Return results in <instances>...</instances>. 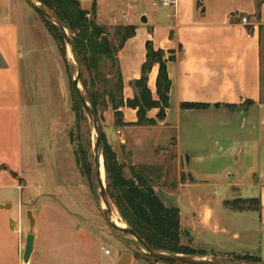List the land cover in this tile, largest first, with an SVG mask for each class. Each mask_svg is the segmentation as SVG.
<instances>
[{"label": "crops", "instance_id": "crops-1", "mask_svg": "<svg viewBox=\"0 0 264 264\" xmlns=\"http://www.w3.org/2000/svg\"><path fill=\"white\" fill-rule=\"evenodd\" d=\"M80 2L96 4L101 22L108 13L112 22L136 27L118 51L125 100L137 93L133 82L141 78L147 42L166 52L171 88L165 117L159 119L160 108H152L147 116L157 119L156 125L118 126V131L127 134L132 148L175 150L174 185L155 187L167 205L180 210L182 243L189 237L192 248L206 253L254 256L243 247L223 249L225 242L216 236L234 225L247 229L234 220L248 211L257 213L264 234V0ZM15 3L0 0V264H26L31 233L27 264H117L125 251L116 255L108 245L106 236L113 233L98 221L83 190L64 128L44 142L42 153L31 149L25 160L24 151L31 148L23 131L21 70L27 52ZM244 16L250 24L241 21ZM158 72L155 64L148 80L155 99ZM121 110L126 122H137V109ZM141 133L143 138L134 136ZM239 199L252 200L254 208L229 204ZM132 264L177 263L134 254Z\"/></svg>", "mask_w": 264, "mask_h": 264}, {"label": "rangeland", "instance_id": "rangeland-1", "mask_svg": "<svg viewBox=\"0 0 264 264\" xmlns=\"http://www.w3.org/2000/svg\"><path fill=\"white\" fill-rule=\"evenodd\" d=\"M15 1L17 14L23 26V49L27 52L22 61L21 70L25 111L23 131L25 146L28 145L31 148L25 149V160H30L26 155L31 149L42 153L44 142L46 140L50 141L53 136L59 137L58 132H62V128H64L65 141L70 142L72 158L76 160L81 182L85 187L83 190L90 196V203L96 210L98 221L113 233L106 236L108 245L116 255L118 250L129 251L133 255L142 254L140 247L132 237L126 234H118L109 226L104 217L93 164L96 135L89 117L79 102L73 85L75 67L72 53L68 49L65 40L25 0ZM82 6L89 10L91 15L95 11L97 14L96 4L89 7ZM44 7L54 13L52 9ZM108 15V13L105 14L103 19L106 20L102 22L96 16V21L106 28L101 37L108 40L107 43L114 51V48H118V40L115 34L116 27L121 24L112 22ZM114 53V57L117 59L118 53L115 51ZM80 60L82 80L88 83V88L94 94L100 96L98 100V117L104 141L112 147L116 158L124 165L126 177L132 175V167L139 169L146 166L158 190L162 189L163 191L164 186L174 185L173 178L177 168L175 163L176 154L172 147L147 149L143 146H134L132 148L127 144V134H124L123 137L122 133L118 131V126H131L135 123L126 122L124 115L123 117L117 116L109 95L106 94L108 90L117 91L118 70L116 61L114 62L111 58L98 53L93 54L92 50L85 49L81 51ZM82 87L85 91L83 84ZM123 122L126 124H123ZM134 136L143 138L142 133ZM168 200L170 199H166L167 202H170ZM111 202L118 219L126 223L113 200ZM239 215H241L239 216L241 218L234 220V224L241 222V224L247 226V229H240L238 225H234L226 235L222 236V234L216 236V238L225 242L222 246L223 249L230 250L233 246L243 247L250 254L262 258L263 260L260 261L264 262V234L258 230L257 213L248 211ZM185 235L184 233L183 236ZM183 238V245L189 247L193 245L189 237Z\"/></svg>", "mask_w": 264, "mask_h": 264}, {"label": "trees", "instance_id": "trees-1", "mask_svg": "<svg viewBox=\"0 0 264 264\" xmlns=\"http://www.w3.org/2000/svg\"><path fill=\"white\" fill-rule=\"evenodd\" d=\"M44 6L52 9L55 15L72 31L77 44L79 56L82 49L92 50L93 54H101L116 61L117 64V91L108 90L113 109L116 115L123 117L122 107L128 106L137 109V125H156L157 119L147 116L152 108H160L158 118L165 117V108L169 104V91L171 80L169 78L165 50L155 48L151 41L146 44L147 56L142 66L141 78L133 82L137 93L132 99L125 100L123 89V77L121 74L118 53L124 43L134 36L136 27L134 25H119L116 27V37L118 48H113L107 43L106 38L101 37L106 28L96 21V11L93 17L89 10L82 6L80 0H37ZM91 15V16H90ZM51 28L61 37V33L56 30L49 22ZM113 52V53H112ZM96 57V56H95ZM94 57V59H95ZM115 64V63H114ZM155 64L159 66L156 80L158 99H155L148 85L149 73ZM81 83L85 87V93L98 115V100L100 96L88 88V83L81 78ZM79 99V98H78ZM80 102V100H79ZM81 104V102H80ZM203 103H183L184 107H202ZM82 106V105H81ZM123 124H126L123 122ZM129 124V123H128ZM104 141V135L102 133ZM103 156L105 162L107 189L110 199L113 200L120 215L126 223L132 227L150 246L166 252L194 253L205 251L196 250L182 244L181 239L185 232L181 229L180 210L177 206L167 205L158 195L154 180L149 174L148 168L142 166L139 169L132 167V175L126 177L124 165L118 161L112 147L104 141ZM256 201V200H254ZM253 201V202H254ZM231 204L236 209L254 208L252 200H235ZM150 262L157 260L142 254ZM243 258L260 261L258 257L246 255ZM169 262V261H165ZM177 263V262H171ZM183 264V263H177Z\"/></svg>", "mask_w": 264, "mask_h": 264}, {"label": "water", "instance_id": "water-1", "mask_svg": "<svg viewBox=\"0 0 264 264\" xmlns=\"http://www.w3.org/2000/svg\"><path fill=\"white\" fill-rule=\"evenodd\" d=\"M26 3L34 9L45 21L49 22L56 30H58L64 37V40L68 46V49L72 53L74 59V77L73 85L77 96L81 102V105L89 117L94 130H95V142L93 149V164H94V174L97 180L98 189L100 191L102 210L104 217L109 224V226L116 231L118 234H126L132 237L138 246L140 247L142 253L149 256L157 261H169L177 262L183 264H264V262L251 260L243 257H235L228 254H215V253H179V252H166L150 246L132 227L128 224L121 226L116 223L114 219V207L111 202L106 179L103 180L101 176V163H104L103 156V139H102V127L100 124L99 117L95 112L92 104L88 100L86 93L81 84V74H82V64L77 48L76 41L74 39V34L72 31L50 10L45 8L37 0H25ZM105 167V166H104ZM106 174V171H105ZM31 229L35 226V218L31 210L27 213ZM34 235L31 233L27 237V243L24 252V260L27 264L31 254L33 252ZM133 254L129 251L122 253L117 264H132Z\"/></svg>", "mask_w": 264, "mask_h": 264}, {"label": "built area", "instance_id": "built-area-1", "mask_svg": "<svg viewBox=\"0 0 264 264\" xmlns=\"http://www.w3.org/2000/svg\"><path fill=\"white\" fill-rule=\"evenodd\" d=\"M172 2H173V0H162L163 5H169V4H171ZM154 5H156V3H154ZM241 21H242L244 24H247V25L250 24V21H249L248 17H246V16L242 17ZM249 36H250V35H249ZM105 252H106L107 254H109V253H110V249H105Z\"/></svg>", "mask_w": 264, "mask_h": 264}, {"label": "bare ground", "instance_id": "bare-ground-1", "mask_svg": "<svg viewBox=\"0 0 264 264\" xmlns=\"http://www.w3.org/2000/svg\"><path fill=\"white\" fill-rule=\"evenodd\" d=\"M101 176H102V179L105 180V168H104L103 161L101 163ZM114 219H115L116 223H118L119 225H121V226L126 225L123 221L118 219V216L115 213H114Z\"/></svg>", "mask_w": 264, "mask_h": 264}]
</instances>
